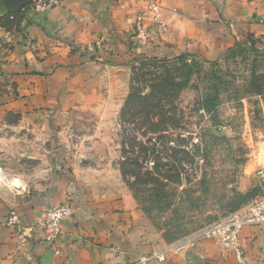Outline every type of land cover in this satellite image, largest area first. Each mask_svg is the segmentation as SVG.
<instances>
[{"label":"rangeland","instance_id":"374dc122","mask_svg":"<svg viewBox=\"0 0 264 264\" xmlns=\"http://www.w3.org/2000/svg\"><path fill=\"white\" fill-rule=\"evenodd\" d=\"M38 1L16 12L0 2V182L23 174L39 188L40 177L76 174L119 196L142 239L206 238L258 189L264 40L212 53V26L197 41L193 26L166 18L174 9L149 1L123 27L68 50L49 40L39 52L27 23L50 9L36 11ZM62 197L47 208L71 205Z\"/></svg>","mask_w":264,"mask_h":264},{"label":"crops","instance_id":"0c3cea01","mask_svg":"<svg viewBox=\"0 0 264 264\" xmlns=\"http://www.w3.org/2000/svg\"><path fill=\"white\" fill-rule=\"evenodd\" d=\"M149 1L174 9L168 11L166 18L181 23L183 29L185 25L193 26L197 41L206 37L200 31L201 25L212 26L214 32L205 33L211 35L212 53L242 38L264 40V0H63L59 7L32 15L27 23V31L31 33L28 39L36 40L32 49L37 46L39 52L45 48L42 43L49 40H55L56 44L51 45L58 50H68L72 44L81 46L108 30L132 22L141 16L140 9L144 11ZM58 71L48 78L57 81ZM6 175L12 186L3 182L4 178L0 182V264H127L140 255L153 256L147 264H239L210 238L178 245L142 239L139 231L129 229L134 219L123 208L119 196L96 193L76 174L64 175L60 180L40 177L45 185L39 188L29 186L30 180L23 174ZM64 190L70 196L72 213L61 222L58 241L47 242L36 221L44 209L59 203ZM12 208L21 226L32 228L25 241L5 223ZM240 241L245 264H264V227H244ZM157 255L163 259L156 258Z\"/></svg>","mask_w":264,"mask_h":264},{"label":"built area","instance_id":"2783aa9c","mask_svg":"<svg viewBox=\"0 0 264 264\" xmlns=\"http://www.w3.org/2000/svg\"><path fill=\"white\" fill-rule=\"evenodd\" d=\"M63 0H39L35 2V10L43 11L59 7ZM254 176L257 179V193L246 203L221 222H218L209 228L204 236L212 239L216 245L224 249L227 253L233 255L239 264H245V252L240 241V231L244 227H264V166L258 167ZM72 213L69 201L56 207L44 210L36 221V227L43 232L44 240L54 243L61 237V222ZM6 224L12 226L16 232L20 233L21 240L25 241L30 236V230L21 226L18 216L10 212ZM162 260V255L155 256ZM153 256L140 255L135 261L127 264H147Z\"/></svg>","mask_w":264,"mask_h":264},{"label":"water","instance_id":"95a60500","mask_svg":"<svg viewBox=\"0 0 264 264\" xmlns=\"http://www.w3.org/2000/svg\"><path fill=\"white\" fill-rule=\"evenodd\" d=\"M6 11L16 12L24 8L29 0H0Z\"/></svg>","mask_w":264,"mask_h":264},{"label":"trees","instance_id":"16d2710c","mask_svg":"<svg viewBox=\"0 0 264 264\" xmlns=\"http://www.w3.org/2000/svg\"><path fill=\"white\" fill-rule=\"evenodd\" d=\"M256 193H257V190H254V191L249 195L248 198H251V197L254 196Z\"/></svg>","mask_w":264,"mask_h":264}]
</instances>
